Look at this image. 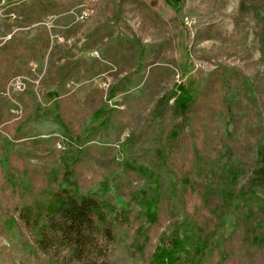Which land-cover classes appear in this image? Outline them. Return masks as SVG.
Wrapping results in <instances>:
<instances>
[{"label": "rangeland", "instance_id": "374dc122", "mask_svg": "<svg viewBox=\"0 0 264 264\" xmlns=\"http://www.w3.org/2000/svg\"><path fill=\"white\" fill-rule=\"evenodd\" d=\"M84 7L90 15L78 20L76 14ZM258 8H264V0L8 2L0 15V45L9 51L7 59L0 60V157L8 158L4 170L0 166L1 209L13 215L20 194L39 197L44 187L59 184L72 169L77 191L109 200L132 215L129 225L117 229V264H147L162 232L182 240L179 251L187 261L200 255L201 248L196 249L193 241L204 236L207 241L218 237L221 251L230 252L224 264H264V248L257 241L242 249L245 226L219 224V208L211 204L209 195L213 180L228 175L217 166V156H224L223 147L233 144L230 137L241 144L255 141V133L264 139V13ZM11 41L12 47L7 46ZM95 51L98 55H91ZM97 60L101 65H96ZM32 62L38 63L36 72L31 70ZM17 75L40 81H29L24 92L11 93L13 100L7 90ZM123 82H137L140 87L133 94L118 91L109 99L110 88ZM180 83L199 93L207 90L200 94L193 130L186 131L184 145L191 147L194 135L200 136L199 141L216 140L208 152L205 196L198 188L184 192L181 183L173 186V167L162 173L157 170L162 192L155 173L140 170L142 164L156 161L158 147H165L162 129L152 123L151 109L159 97L177 92ZM90 94L94 99L88 102ZM58 95L65 117L74 123V133L65 136L62 148L58 142L40 148L22 146L23 139H15L17 129L31 119L36 122V105L53 107ZM99 101L114 107L127 125L116 143L100 148L93 147L90 138L79 141L85 119ZM17 103L21 115L14 113ZM229 123L232 134L225 135ZM166 157L164 161L175 163L180 173L187 170L189 158L175 159L171 152ZM28 185L33 189L27 192ZM233 187L234 180L227 188ZM173 188L178 197L169 200ZM8 231L0 218V257L20 264V254L10 244L17 238ZM221 251L212 250L208 264H218Z\"/></svg>", "mask_w": 264, "mask_h": 264}, {"label": "trees", "instance_id": "16d2710c", "mask_svg": "<svg viewBox=\"0 0 264 264\" xmlns=\"http://www.w3.org/2000/svg\"><path fill=\"white\" fill-rule=\"evenodd\" d=\"M263 9L258 8L262 15ZM13 43L11 41L6 44L12 47ZM2 45H0V60L6 58V52H9L8 49H2ZM141 54L146 55V51L143 50ZM139 59H142L139 61L141 65L144 56ZM96 65H101L100 61L97 60ZM212 80L214 81V78ZM138 87L140 84L137 82L118 83L110 88L108 97L112 99L118 91L133 94ZM177 88V92H180L178 97L176 91L165 97H159L157 104L151 109L152 123H156L162 129L160 140L164 142L165 147L164 149L158 147L156 161L142 164L140 170L142 172H146L147 169L152 170L157 176V187L162 192L161 174H158L157 170L160 169L162 173V169L167 171L173 167L174 172L170 169L173 186L176 187L177 182L181 183L184 192L198 188L200 195L205 196L208 189V180H205V176L209 174L207 161L211 159L208 152L210 146V149L214 147L216 140L211 138L208 142L206 137L203 141H199L200 136L194 135L191 147L186 149L184 145H187L188 139L186 131L193 130L191 126H194L200 94L207 90L199 93L185 86L184 83L178 84ZM174 97L176 98L169 105L170 98ZM61 98V95H58L53 107L39 103L36 105L34 115L36 122L31 119L32 123L27 122L17 129L15 139L28 140L25 142L21 140L22 146L40 148L44 145H56L60 135L74 133V123L65 117L61 109L63 102ZM93 99V94H90L87 101ZM87 117L83 125V136L79 141L90 138L89 140L95 142L93 147L100 148V145L116 143L117 137L127 126L118 118L116 109L105 101H99ZM224 129L225 135L232 134L231 123ZM257 134L255 133V141L248 139L244 144H241L237 138L230 137L233 144L223 147L224 156H217L219 160L217 166L223 173L228 172V175L214 179L211 183L212 190L209 192L211 200L213 199L211 204L215 205V209L219 208V224L245 226L242 249L247 250L256 241L257 245L264 248V139ZM113 136L117 139H113ZM224 141L226 145L227 140ZM7 143L10 145L11 140H8L6 145ZM170 152L173 155L176 153L175 159L183 161L186 157L189 158L184 173H180L175 163L168 164L164 161ZM7 164L8 158L0 157V166L3 170ZM72 174V169H68L63 175L62 182L57 185L48 184L39 197L30 196V192L20 194L21 202L16 205L11 204L14 207L13 215L0 207V218L3 219L4 228L9 230L11 236L15 235L17 238L10 244L20 254V264H117L115 259L117 229L129 225L132 215L128 210L118 208L109 200L101 199L92 193L77 191ZM180 175L182 177L179 179ZM233 180L236 187L227 188ZM174 188L170 190L167 199L173 200L174 196L178 197ZM32 189V186L28 187L27 192ZM201 238L193 241L196 249L201 248L200 255L197 258L193 257L192 261H187L183 258V251H179L184 247L182 240L177 236L169 237L162 232L149 255L147 264H208L210 253L217 249L221 251L222 242H219L218 237L209 241L207 237ZM222 251L218 255V264H224L230 256L228 250ZM0 264L14 263L6 262L0 257Z\"/></svg>", "mask_w": 264, "mask_h": 264}, {"label": "built area", "instance_id": "2783aa9c", "mask_svg": "<svg viewBox=\"0 0 264 264\" xmlns=\"http://www.w3.org/2000/svg\"><path fill=\"white\" fill-rule=\"evenodd\" d=\"M6 5H7V0H0V15H4L5 13V9H6ZM12 15V17H15L14 13H10ZM77 15V19L78 20H85L89 17L90 15V10L87 7H84L81 9L79 14ZM98 55V51L92 52L91 55ZM38 69V63L32 62L31 63V70L32 71H37ZM30 82H33L35 84H39L40 78L35 79L29 76V75H17L15 77H13L11 79V81L9 82L8 85V90H7V94L9 95V97L11 99H13V96L11 95V93H20V92H24ZM14 100V99H13ZM18 105V103H17ZM14 113L21 115L22 114V107L20 105H18L15 109H14ZM62 140L58 141V147L62 148L64 147L63 144L66 143V139L65 137L61 138Z\"/></svg>", "mask_w": 264, "mask_h": 264}, {"label": "crops", "instance_id": "0c3cea01", "mask_svg": "<svg viewBox=\"0 0 264 264\" xmlns=\"http://www.w3.org/2000/svg\"><path fill=\"white\" fill-rule=\"evenodd\" d=\"M11 1H15V0H7V3H8V2H11Z\"/></svg>", "mask_w": 264, "mask_h": 264}]
</instances>
